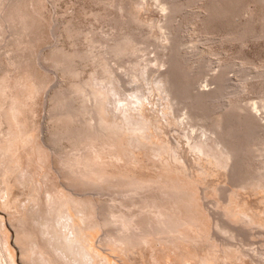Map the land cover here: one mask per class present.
Masks as SVG:
<instances>
[{
    "label": "rangeland",
    "instance_id": "1",
    "mask_svg": "<svg viewBox=\"0 0 264 264\" xmlns=\"http://www.w3.org/2000/svg\"><path fill=\"white\" fill-rule=\"evenodd\" d=\"M208 1L181 0L182 9L168 22V11L161 8L163 0H26L27 24L35 34L29 49L11 45L22 53L16 68L8 61L6 39L20 25L0 17V90L7 71L8 85H13V97L19 102V120L13 110L8 112L7 104L0 103V264H80L87 255L83 246L92 250L97 262L106 264H264V170L234 182L227 155L210 149L205 154L196 151L198 155L190 151L188 139L179 134L191 127L174 119L185 110L181 103L167 109L170 122L166 124L165 95L158 77L167 68L164 60L172 45L168 35L180 30L177 44L185 64L189 60L186 67L191 87L211 90L223 86L218 108L208 112L209 118L199 120V124L205 123L198 126L197 134L203 130L211 133L236 102L240 114L247 118L251 112L253 118L248 120L253 124L259 120L264 126V109L260 107L264 77L257 76L263 70L264 37L232 41L222 39V30L219 35H207L199 19L206 15ZM236 3L242 11L241 21H252L258 27L264 24V0ZM16 9L8 6L7 18H15ZM130 19L134 25H128ZM70 25L81 34L69 36ZM132 29L134 38L128 34ZM119 44L126 47L121 54L115 51ZM74 51L83 58L72 57L75 62L70 68ZM17 58H13L15 62ZM100 70H105L114 84L100 80L97 84L94 78ZM224 70L227 73L222 79ZM77 82L99 100L109 95L116 105H108L106 110L95 107L90 99L83 101L80 87L74 94L78 105L95 107L105 118L102 124L97 120L100 130V124L122 122L116 117L131 108L137 118L143 113L154 123L148 122L154 128L147 130L155 134L153 142L139 134L137 140L142 145L132 150L129 136L123 135L116 149L92 146L95 143L82 134L80 123L57 113L64 110L63 106L57 108L59 100ZM94 122H88L92 131ZM160 123L162 128L155 129ZM171 141L177 144L178 153L173 149L164 156L152 152L162 145L171 146ZM80 154L91 159L80 158ZM254 154L257 161L264 151L256 149ZM134 185L140 189L134 192ZM170 188L173 191L167 190ZM63 216L73 218L74 233L83 243L81 252L59 245L57 223ZM217 216L224 219L223 225ZM130 231L141 238L139 243L132 236L124 238L125 244L117 237ZM180 234L188 236L177 239Z\"/></svg>",
    "mask_w": 264,
    "mask_h": 264
},
{
    "label": "bare ground",
    "instance_id": "2",
    "mask_svg": "<svg viewBox=\"0 0 264 264\" xmlns=\"http://www.w3.org/2000/svg\"><path fill=\"white\" fill-rule=\"evenodd\" d=\"M8 1L9 0H0V17L2 16L4 18V20L6 22H8V23L18 22L19 25H20V27H17V25H16V27L10 32V35L6 39L7 46H10V49L8 50V53H9L8 61L10 62V64L15 65V68H16L18 66L19 62H20L18 60V58L20 57V54H22V53L20 52V49L18 51L16 49H12L11 45L15 46L17 44L20 48L29 49L28 45L29 44H31V45L33 44V37L32 36H33V34H35V32L31 31V28L27 24V17L28 16L26 15V11L24 9V5L26 3V0H11L10 4L8 3ZM190 1H192V0H189V1L187 0V2H190ZM193 1H196V0H193ZM187 2H186V0H184V3H187ZM163 3H164V6L161 7V8L168 11L167 12L168 15H169L168 16V22H172V19L174 18V16H176L175 14H178L180 12L179 10L182 9L181 7H182V3L183 2H181V0H163ZM184 3H183V5H184ZM8 6L9 7L10 6H16L17 15L15 16V18H11V17L7 18L6 12H7V7ZM206 11H207L206 15L203 18L199 19V20H201V23H200L201 29L203 30L204 33H207V35H208V33H215V32H216L215 34L218 33V35H219V32L222 30L223 32H222L221 37H222V39H227V40L228 39L229 40L235 39V41H237L236 39L241 40V39H244V38H246L248 36L249 37L250 36H258V37L262 36V38L264 37V24H261L258 27L256 25H254L253 23H251L252 21H250V22H249V20L241 21V19L239 18V16H240L239 14H240L241 9H239L238 4L236 3V0H209L208 3L206 4ZM132 19L127 21L128 25H130V26H131V24L134 25L131 22ZM117 20H119V19L117 18ZM186 21H188V20L186 19ZM194 22H195V20H194ZM127 23H126V26H127ZM179 24H180V22H179ZM181 24H183V23H181ZM119 25H117V26H119ZM170 25H173V23L172 24L170 23ZM170 25H168V26L170 27ZM122 26H120V28ZM168 26H166V27L169 28ZM181 26H183V25H181ZM181 26L179 25V27H181ZM123 27L125 28V26H123ZM175 30L178 31V29H176V28H175ZM132 31H133V29L129 30L128 34H129V36L134 38ZM123 32H125V31H122L121 33H123ZM114 33H113V35H114ZM80 34H81V31L79 29L74 28L72 25L69 26V36H71V35L78 36ZM176 34L172 31L168 35V38L171 39V41H172L171 42L172 45H171V49H170V52L168 54V57L164 60V62L167 63V68H166V70L161 72L160 76L158 77L159 81L163 85L161 88H163V92H164V95H165L164 96V100H165L164 103H165L166 106L165 107L163 106V107L165 109L166 124L170 122L167 109H172L173 106H175L176 104L181 103L180 105L183 104L186 111L182 110V112H181V114L179 116L180 119L177 116L174 119H175L176 122L184 121V123H186L187 125H189L191 127L190 130L189 129L187 130V127H185L186 130H184L183 132L180 131V134H179L180 137L185 136L188 139V143L187 144H189L190 151H193V152H195L198 155V153L196 151L202 152V153L205 154L206 150L210 149V151L213 152V153L216 152V154H217V152L219 151L220 153L227 155L226 157H229L231 159V164L229 165L230 166L229 167V174H230V177H231L232 181H234V182L242 181V179L246 178V176L248 174H250V173H252L254 171L256 172V171H259V170H264V154L260 158V160H257V161L255 160V156L256 155L254 154L256 149H260V150L264 151V147H263V145H264V128L263 127L264 126L259 120L255 119L254 120V121H256L255 124H253L251 122L252 120H248V118H251V119L253 118V117H249L251 112L249 113L247 118L242 115L243 113L240 114V112H239L240 109H238V105L239 104H236L237 102L236 103H231L230 102L232 104V106H231L230 110L226 113V115L224 116V118L222 120L223 122L222 123L220 122V124L218 126L211 128L212 130L211 129H210L211 131L209 130L211 133H209L208 130L204 131L202 129L203 131H202L201 135L197 134L198 133L197 131H199L198 129L200 128L198 126L201 125V123L202 124L205 123V122L204 123L201 122L199 124V120H201V119L204 120V119L209 118V114L210 113H208V112L218 108V106L216 105L217 97L219 96L220 91L223 89L222 88L223 86L221 85V87H220V85H218L215 89H211V90H200V89L197 90V88L195 89L194 87H191V84H189L190 83L189 75L187 73V67H186V64L188 63L189 60L187 59V63L185 64V62H184L185 60H183L184 58L182 59V54L179 51L180 47L178 48L179 45L177 44L176 36H178V35H176ZM202 35L205 36L206 34H202ZM214 35H209V36L210 37L211 36H213V37L216 36L217 37V35H215V36ZM125 38H127V32H126V37ZM208 39H210V38H208ZM219 39H220V36H219ZM109 40H107V41H109ZM111 40H114V39H111ZM239 40H238V42H239ZM249 40H250V38H249ZM116 41H117V39H116ZM125 42L128 43L127 40ZM241 42H243V41H241ZM118 43H119V41H118ZM127 45H129V44H127ZM89 46H91V45H89ZM93 46H95V45H93ZM118 46H119V48H116L118 50H115V51H116V53H120L121 54L122 48L125 47V46H123V44L122 45L119 44ZM93 48H95V47H93ZM181 49L182 48H180V50ZM123 50H124V48H123ZM72 51H70V52H72ZM79 51H81V50H79ZM79 51H74V53L70 56L71 62L68 65V67L71 68L70 65H72L75 62V60L73 59L74 57L75 58L76 57L79 58L78 60L81 59L80 57L83 58V55ZM108 51H110V50L108 49ZM82 53L85 54V52H82ZM67 54H69V52ZM184 56H185V54L183 55V57ZM14 57L15 58L18 57L17 58L18 62L14 61V59H13ZM91 57L93 58L92 55H91ZM91 57H90V59H91ZM98 57L99 56H96V59ZM86 59H88V58H86ZM120 61H121V59H120ZM161 62H162V60H161ZM163 64H165V63H163ZM254 64H256V63H254ZM75 65H76V63H75ZM224 66H227V65H224ZM132 67H134V66H132ZM260 67H263V70L259 71L257 73V76L258 77H264V64H261ZM132 69L130 67V70H132ZM4 71H6V69H4ZM70 71H71V69H70ZM132 72H133V70H132ZM106 73H105V70H102V71L100 70L96 74L94 79L98 80L97 84L99 83V80L102 81V82H109V83H113L114 82V81L110 80L107 77ZM225 73H227V72H225V70L222 71L221 75H220L221 76L220 78L223 79L225 77ZM138 76H139V74H138ZM75 77H76V75H75ZM77 77H78V75H77ZM1 79L3 81V84H2L3 87L0 90V94H1V97H2L1 100H0V103H1V105L7 104V107H8L7 109H9L8 112L10 113V110H13V113L15 112V116H14L15 119L19 120L18 119V115H17L18 103L19 102H18V100L15 99V97H13L14 96L13 95V93H14L13 85H11V83L8 85V83H9V75H8L7 71L4 73V75H2ZM135 79L138 80L137 78H135ZM260 80H261V78H260ZM159 81H157V82H159ZM79 82H77L76 86L74 85V87L71 88L70 93H66L65 92V97H64L65 100L62 99L59 96V98H61V99L59 100L60 104H58L57 108L58 107L60 108L61 106H63L64 110L57 112L58 110L56 111V109H55V111L57 113H61V114L65 115V116H69L71 118L70 121L72 123H78V124L80 123V126H82L81 130L83 131L82 134H85V136L88 139H90L93 143H95L92 146H99L100 145V147H102V145H108V146H112L113 148L115 147V149H116V147H118V145L120 144V140L123 138V135L129 136V138H128L129 141H130L129 146L131 147L132 150H135L137 147H140L142 145L137 140V136H139V134L142 135V137H144V139L146 141L153 142V136H155V134H153V132H149V133L147 132V130H150L151 128H154L151 125V123H153V122H151V120L147 121L146 117L148 118V116L143 115V113L141 114V116L143 115L142 117L140 116V117L137 118L135 116V114L131 112V108L130 109H125L124 112H120V115H118V117H116V118L123 119L122 122H120V120L119 121L116 120V122H113V123H110V124L108 123L109 125H107V123L101 125L102 123L105 122V118L102 116V114H100L98 109H95V107H100L101 106L103 108V110L104 109L106 110V109H108V105H111V107L114 108L116 106L115 103L112 101L110 96L106 95V94H105L104 98H102L101 100H99L98 96L93 97L91 95L93 93H91V91H89V89L86 88L85 86L80 87V83ZM157 82H156V84H157ZM86 83H87V85L89 84L88 82H86ZM89 86H91V84ZM8 87L10 88L9 91H7ZM79 87L81 89V95L85 96L83 101H86V99L88 98V99H90V101H92L94 103L95 107H91L90 108V107H88L87 104L86 105H78L76 103V96L74 94H77V92H80L79 91ZM99 87H97V89H99ZM194 89L196 91H194ZM226 90L227 89H225L224 91H226ZM114 91H115V89H114ZM93 92L96 93L95 91H93ZM106 93H109V89H108V91ZM115 93H117V92H115ZM105 98H108L107 102H104ZM117 102H119V101H117ZM258 104L259 103H257V105L255 104L257 109H258ZM177 107L176 108L178 110L183 108V106H182V108H180L179 106H177ZM260 107H263V109H264V103H262V105ZM120 108H121V106H120ZM116 109H117V107H116ZM177 111H176V115H178ZM248 111H250V110H248ZM101 112H103V111H101ZM245 113H244V115H245ZM11 115H13L12 111H11ZM138 115H139V113H138ZM174 115H175V112H174ZM98 119L102 120V122L99 120V122H101L100 126H102L101 130L97 127V120ZM93 120L95 121L94 122V128H95L94 131H92V129L90 128L91 125L89 126V124H88L89 121L91 122ZM106 120H107V118H106ZM70 121H68V122H70ZM148 122H151V123H148ZM161 125H163V124L160 123L158 126L155 127V129H159V128L161 129L162 128ZM219 127L221 129L218 130ZM65 132L67 134V131H65ZM63 134H64V132H63ZM62 137H64V136H62ZM69 137H70V135H69ZM124 144H125V141H124ZM170 149H173V150L176 151V153H178V146H177V144L174 141H171V146H169V147L166 146L165 147V146L162 145V147L158 148L157 151H154L153 148H152V150H153L152 152L153 153L155 152L156 155L164 156L165 153L171 154ZM91 150H93V149H91ZM80 156H81L80 158H84V159L89 157L88 154H83V155L80 154ZM209 157H211V156H209ZM213 158H214V156H213ZM71 159H72V157H71ZM222 160H224V159H222ZM71 164H72V162H71ZM224 164L227 165L226 162H224ZM255 176L257 177L256 174H255ZM171 183H172V181L170 182V184ZM160 185H163V184H160ZM168 185L169 184H167V186H166L167 188H168ZM134 187H135V185H134ZM138 187L139 188L135 187L136 189L133 190V191L135 192L138 189H140V186H138ZM152 187H154V186H152ZM172 189L170 188V189H167V190H172ZM133 191H131V192H133ZM131 192L128 193V194H130V196H131ZM158 205H157V207H158ZM238 212H240V211L238 210ZM167 213H169V212H167ZM240 214H241V212H240ZM176 216H178V214ZM217 218L220 220L221 224L223 225L222 222H224L223 221L224 219L222 220L218 216H217ZM61 219H59V221L57 223V224H59L58 225L59 226V234H57V239H59L60 242H61L59 245L64 243L65 246L68 247L71 252H75V251L81 252L82 250L80 249L79 245L83 246V243L78 237L79 234H75L74 233L73 218L63 216V218H61ZM194 221H196V220H194ZM218 225H220V223ZM198 227H200V226H198ZM222 227L225 228V225L222 226ZM195 228H196V226H195ZM232 229H233V227H232ZM129 233L130 234H127V233L123 234L122 233V234H119L117 237L119 238V236H120V238L123 240V243L125 244L126 242L124 241V238L129 237V236L131 238V236H132L133 241H136V243H139L138 238L139 239H141V238L131 235V234H135L136 235L137 233H134V232H131V231ZM236 233L237 234H241L238 231H236ZM195 235L197 237H200L202 234H195ZM234 235L235 234H233V237H234ZM187 236H188V234H180L177 237V239H180V240L186 239ZM214 237H215V235H214ZM75 243H76V245H75ZM221 244H222V242H221ZM228 245H230V242H229ZM231 245H232V243H231ZM83 247L87 251V255H86V257L84 256V259L82 258V260L79 261L80 264H106V263H103V262L102 263L97 262L96 261V257L91 253L92 250L91 249L89 250V248H87L86 246H83ZM96 253L98 254V252H96ZM100 259H102V258H100Z\"/></svg>",
    "mask_w": 264,
    "mask_h": 264
}]
</instances>
